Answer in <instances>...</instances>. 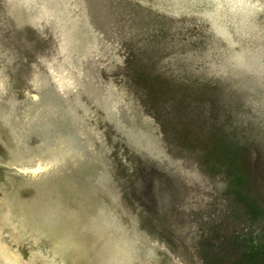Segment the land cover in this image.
Returning a JSON list of instances; mask_svg holds the SVG:
<instances>
[{
    "label": "rangeland",
    "instance_id": "rangeland-1",
    "mask_svg": "<svg viewBox=\"0 0 264 264\" xmlns=\"http://www.w3.org/2000/svg\"><path fill=\"white\" fill-rule=\"evenodd\" d=\"M57 1L0 0V264H264V0Z\"/></svg>",
    "mask_w": 264,
    "mask_h": 264
},
{
    "label": "water",
    "instance_id": "water-1",
    "mask_svg": "<svg viewBox=\"0 0 264 264\" xmlns=\"http://www.w3.org/2000/svg\"><path fill=\"white\" fill-rule=\"evenodd\" d=\"M49 4L51 5L49 12V15L51 14L54 18L56 17V15H59L61 13V9L59 8V13L55 14L54 13V9L57 8V0H48ZM48 81L44 80L42 83L37 82V94L40 97V106H42V111L40 112V114H38L37 116H33L31 119V123L33 128H39V130L36 131H40V132H47L49 131L50 127L52 126L53 121L51 120V117H47L46 115H44L45 111H47V108H49L52 104L54 105L55 103V92L53 91L52 87L49 86V84L47 83ZM44 115V117H43ZM1 130L4 131V126L3 123L0 122V143L2 145V147L6 148V146H8V148H11L10 144L7 142V136L8 133L5 132L4 134H2ZM9 144V145H8ZM50 141H47L45 139L44 141V145H48L49 147H51L52 145H50ZM10 146V147H9ZM12 149V148H11ZM4 162L7 165H11L13 164V162H19V163H24L22 160L15 158V157H9L8 155H5L4 157ZM78 166L79 169H81L80 172H78V170H76L74 172V175H84V177L89 176L90 178H93L95 180H97L99 183H102L103 180V172L100 171V169L96 166V163L91 161V162H86V161H78ZM102 189L107 190L108 192L112 193L114 190L110 188L109 183L106 181L105 183H102ZM90 190V191H89ZM92 190V192H91ZM85 194L89 197V202H85V206L87 208H89V210H87V208L85 209L82 205V208H78L75 207V211L78 214H75V217L77 218H83L84 215L89 214L88 216L91 218H94L92 221H95L100 227H101V223H103L101 216L100 215H104V216H109L112 212V206L109 204L108 201L101 200H94L91 198V195H95V197H98L100 195L101 192H99L98 189H95L93 185H91V187H87L86 189H84ZM92 202V203H91ZM91 203V204H90ZM119 208H117L118 210ZM121 210V209H120ZM73 211V210H71ZM118 212V211H117ZM73 214V213H72ZM106 214V215H105ZM100 223V224H99ZM112 225V223H110ZM103 231V230H102ZM107 232V231H106ZM103 232V237L104 240H110V233H106ZM65 242V240L63 239V243ZM69 248H62L59 244V242L54 243V245L52 246V249L50 250H54V251H49L50 254H58V255H63L64 250L66 249H72V246L68 245ZM138 246V245H137ZM110 249V247H108ZM78 247L76 248L77 251ZM136 249V247H135ZM73 253V251H72ZM65 263L64 264H70L67 263L66 258L64 259Z\"/></svg>",
    "mask_w": 264,
    "mask_h": 264
},
{
    "label": "bare ground",
    "instance_id": "bare-ground-1",
    "mask_svg": "<svg viewBox=\"0 0 264 264\" xmlns=\"http://www.w3.org/2000/svg\"><path fill=\"white\" fill-rule=\"evenodd\" d=\"M0 246H2L1 242H0ZM2 248H3V247H0V249H2ZM1 252H2V256H3L4 258H6L7 260L10 259L9 255H8V252H7L5 249H2Z\"/></svg>",
    "mask_w": 264,
    "mask_h": 264
},
{
    "label": "snow or ice",
    "instance_id": "snow-or-ice-1",
    "mask_svg": "<svg viewBox=\"0 0 264 264\" xmlns=\"http://www.w3.org/2000/svg\"><path fill=\"white\" fill-rule=\"evenodd\" d=\"M36 171H40V169L38 168V169H36Z\"/></svg>",
    "mask_w": 264,
    "mask_h": 264
}]
</instances>
